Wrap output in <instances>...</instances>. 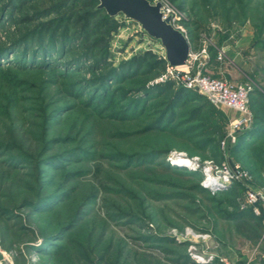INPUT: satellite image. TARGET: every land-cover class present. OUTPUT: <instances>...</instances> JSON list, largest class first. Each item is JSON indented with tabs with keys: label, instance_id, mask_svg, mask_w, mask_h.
Wrapping results in <instances>:
<instances>
[{
	"label": "rangeland",
	"instance_id": "1",
	"mask_svg": "<svg viewBox=\"0 0 264 264\" xmlns=\"http://www.w3.org/2000/svg\"><path fill=\"white\" fill-rule=\"evenodd\" d=\"M150 1L185 34L192 69L252 87V121L234 128L238 113L199 92L175 101L161 41L97 0H0V264L251 258L264 235V207L245 205L264 189V0ZM199 106L205 125L190 122ZM236 165L247 174L229 177Z\"/></svg>",
	"mask_w": 264,
	"mask_h": 264
},
{
	"label": "built area",
	"instance_id": "2",
	"mask_svg": "<svg viewBox=\"0 0 264 264\" xmlns=\"http://www.w3.org/2000/svg\"><path fill=\"white\" fill-rule=\"evenodd\" d=\"M192 59L193 54L190 53L187 64L184 66H172L168 63L163 75L164 79H174L177 84L203 94L210 103L226 105L236 111L238 116L232 121L234 128H242L249 124L253 119L250 106L252 87L247 83L231 84L223 79L208 75L200 69L194 70L191 63H188ZM228 172L229 177L247 174L239 165H236L233 173ZM245 205L251 207L256 214L261 215V207H264V189L248 188L245 193Z\"/></svg>",
	"mask_w": 264,
	"mask_h": 264
},
{
	"label": "water",
	"instance_id": "3",
	"mask_svg": "<svg viewBox=\"0 0 264 264\" xmlns=\"http://www.w3.org/2000/svg\"><path fill=\"white\" fill-rule=\"evenodd\" d=\"M98 8L110 16L122 13L125 18L138 21L152 38L160 40L166 50V59L172 66H184L190 55V45L185 34L164 16L161 3L150 0H99Z\"/></svg>",
	"mask_w": 264,
	"mask_h": 264
},
{
	"label": "trees",
	"instance_id": "4",
	"mask_svg": "<svg viewBox=\"0 0 264 264\" xmlns=\"http://www.w3.org/2000/svg\"><path fill=\"white\" fill-rule=\"evenodd\" d=\"M97 1H99V0H97ZM99 10H102V9H99ZM110 16V15H109ZM44 47L45 46H42L41 48H43L44 49ZM47 49V48H46ZM86 55H87V53H86ZM135 61H137L138 63H139V61H140V59L138 58L137 60H136V58L134 57L133 59H132V62H134L135 63ZM97 62V61H96ZM99 62V61H98ZM137 63V64H138ZM110 74V73H109ZM112 74V73H111ZM108 75V74H107ZM127 75V74H126ZM126 75H124L122 78H124ZM111 76V75H110ZM105 75H101V76H99L98 77V81H101L102 82V80L103 79H105ZM120 78V80L122 79L121 77H119ZM95 81V80H94ZM105 81V80H104ZM96 84H99V83H96ZM171 85L173 86V84H171V82L169 83H166L164 86L166 87V88H168L169 86L171 87ZM95 86H97V85H95ZM102 86V85H101ZM161 85H159V87H160ZM103 88V87H102ZM101 88V89H102ZM148 93L150 92V91H147ZM198 91H195V90H192V89H187V88H185V87H183V86H180L179 87V89H178V91L176 92V94H175V98H174V100L175 101H180V102H183V103H190V102H193L194 100H195V97L196 96H198ZM207 101L209 102V100L207 99ZM165 118H166V115L164 114L162 117H161V120H165ZM171 118H172V116H170V117H168V119H166L165 121H169V120H171ZM189 118H190V122H200V123H202V125H205V124H207V117H206V115L203 113V107L202 106H199V107H195L194 109H192L191 110V112H190V114H189ZM180 133H183V132H180ZM251 210H252V213L255 215V213H254V211H253V209L251 208ZM262 216V215H261Z\"/></svg>",
	"mask_w": 264,
	"mask_h": 264
},
{
	"label": "crops",
	"instance_id": "5",
	"mask_svg": "<svg viewBox=\"0 0 264 264\" xmlns=\"http://www.w3.org/2000/svg\"><path fill=\"white\" fill-rule=\"evenodd\" d=\"M252 250V256L248 261H242L234 264H264V235ZM226 264H229V262Z\"/></svg>",
	"mask_w": 264,
	"mask_h": 264
}]
</instances>
